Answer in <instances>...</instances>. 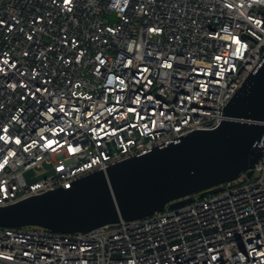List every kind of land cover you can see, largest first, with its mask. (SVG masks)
<instances>
[{
    "label": "built area",
    "instance_id": "built-area-1",
    "mask_svg": "<svg viewBox=\"0 0 264 264\" xmlns=\"http://www.w3.org/2000/svg\"><path fill=\"white\" fill-rule=\"evenodd\" d=\"M263 62L264 0H0V207L216 128ZM261 124L251 176L88 233L0 227V264H264Z\"/></svg>",
    "mask_w": 264,
    "mask_h": 264
},
{
    "label": "water",
    "instance_id": "water-1",
    "mask_svg": "<svg viewBox=\"0 0 264 264\" xmlns=\"http://www.w3.org/2000/svg\"><path fill=\"white\" fill-rule=\"evenodd\" d=\"M224 116L214 129L194 131L177 143L87 175L70 189L0 207V227L88 233L151 216L179 198L217 193L245 172L251 176L262 157L258 144L264 121V62L237 90Z\"/></svg>",
    "mask_w": 264,
    "mask_h": 264
},
{
    "label": "rangeland",
    "instance_id": "rangeland-1",
    "mask_svg": "<svg viewBox=\"0 0 264 264\" xmlns=\"http://www.w3.org/2000/svg\"><path fill=\"white\" fill-rule=\"evenodd\" d=\"M107 20L110 23L116 22L114 15L108 16ZM50 174L48 167L33 168L25 172L24 177L28 183L36 182ZM256 175V174H255Z\"/></svg>",
    "mask_w": 264,
    "mask_h": 264
}]
</instances>
